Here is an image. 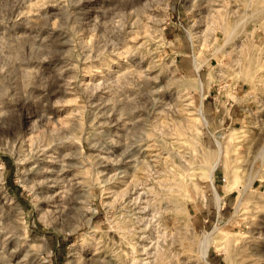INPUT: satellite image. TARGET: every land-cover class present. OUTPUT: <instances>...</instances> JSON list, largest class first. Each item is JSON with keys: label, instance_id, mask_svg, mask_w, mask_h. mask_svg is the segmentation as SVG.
Returning <instances> with one entry per match:
<instances>
[{"label": "clouds", "instance_id": "clouds-1", "mask_svg": "<svg viewBox=\"0 0 264 264\" xmlns=\"http://www.w3.org/2000/svg\"><path fill=\"white\" fill-rule=\"evenodd\" d=\"M0 264H264V0H0Z\"/></svg>", "mask_w": 264, "mask_h": 264}]
</instances>
